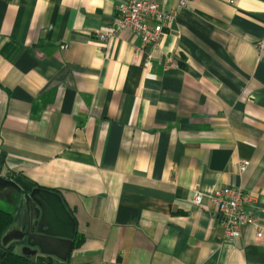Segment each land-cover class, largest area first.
Here are the masks:
<instances>
[{"label":"crops","instance_id":"0c3cea01","mask_svg":"<svg viewBox=\"0 0 264 264\" xmlns=\"http://www.w3.org/2000/svg\"><path fill=\"white\" fill-rule=\"evenodd\" d=\"M124 1L0 0V176L61 196L83 241L68 264H264L212 204L240 187L264 229V0H189L144 51L131 29L100 38Z\"/></svg>","mask_w":264,"mask_h":264},{"label":"water","instance_id":"95a60500","mask_svg":"<svg viewBox=\"0 0 264 264\" xmlns=\"http://www.w3.org/2000/svg\"><path fill=\"white\" fill-rule=\"evenodd\" d=\"M12 191L17 195L18 210L0 239L1 248L12 250L30 264H37L39 259L68 264L77 226L61 196L22 176L12 181L0 176V194L8 196Z\"/></svg>","mask_w":264,"mask_h":264},{"label":"built area","instance_id":"2783aa9c","mask_svg":"<svg viewBox=\"0 0 264 264\" xmlns=\"http://www.w3.org/2000/svg\"><path fill=\"white\" fill-rule=\"evenodd\" d=\"M189 0L179 1L175 10L168 12L152 0H126L117 9L116 26L101 35L102 40H108L111 35L120 30L131 29L142 40L143 51L148 46L157 47L165 38V30L177 19L182 9L186 8ZM256 50L259 61H264V38L257 41ZM151 67V55L144 63L145 70ZM249 161L241 159L239 169L245 172ZM196 204L202 202L201 195L194 199ZM258 199L240 187H225L217 189L212 195V204L225 231V239L229 242L240 237L242 228L253 227L258 231V239L264 238V229L256 215L255 204Z\"/></svg>","mask_w":264,"mask_h":264},{"label":"trees","instance_id":"16d2710c","mask_svg":"<svg viewBox=\"0 0 264 264\" xmlns=\"http://www.w3.org/2000/svg\"><path fill=\"white\" fill-rule=\"evenodd\" d=\"M13 221L14 215L12 213L0 209V239L5 230L11 225ZM82 244L83 241L79 240V237L76 238L75 249L80 248ZM0 264H29V262L26 259L15 256L12 250H4L0 246ZM37 264H52V262L40 259Z\"/></svg>","mask_w":264,"mask_h":264},{"label":"flooded vegetation","instance_id":"af4514ba","mask_svg":"<svg viewBox=\"0 0 264 264\" xmlns=\"http://www.w3.org/2000/svg\"><path fill=\"white\" fill-rule=\"evenodd\" d=\"M39 260H40V259H39ZM39 260H38V261H39ZM43 260H47V261H49L48 259H43ZM38 261H37V262H38ZM52 264H53V263H52Z\"/></svg>","mask_w":264,"mask_h":264},{"label":"rangeland","instance_id":"374dc122","mask_svg":"<svg viewBox=\"0 0 264 264\" xmlns=\"http://www.w3.org/2000/svg\"><path fill=\"white\" fill-rule=\"evenodd\" d=\"M1 174V173H0ZM30 264V263H29Z\"/></svg>","mask_w":264,"mask_h":264}]
</instances>
